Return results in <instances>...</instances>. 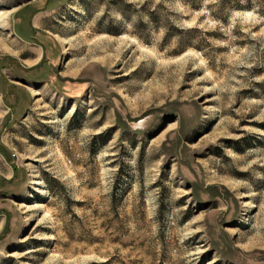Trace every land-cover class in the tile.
<instances>
[{"label":"rangeland","instance_id":"obj_1","mask_svg":"<svg viewBox=\"0 0 264 264\" xmlns=\"http://www.w3.org/2000/svg\"><path fill=\"white\" fill-rule=\"evenodd\" d=\"M184 1L35 3L56 80L0 97V264H264V15Z\"/></svg>","mask_w":264,"mask_h":264},{"label":"crops","instance_id":"obj_2","mask_svg":"<svg viewBox=\"0 0 264 264\" xmlns=\"http://www.w3.org/2000/svg\"><path fill=\"white\" fill-rule=\"evenodd\" d=\"M40 1L41 0H29L24 8L17 13L13 39L25 48L24 51L22 50L20 58L27 68L24 70L15 65V67L5 75L1 70L4 61L0 62V97L15 88L14 85L17 84H21L26 87L27 90L30 91L32 89L33 91L34 89L46 86L44 82L47 80L52 81V83L56 80L55 74L50 75L49 78L45 77V73L50 72L51 66L45 65L42 68L36 67L45 57L44 50L33 43L36 36L40 35V29H44L42 25H45L47 18L45 17L44 12L35 14V9L37 7L35 3ZM30 68H33L34 70H31Z\"/></svg>","mask_w":264,"mask_h":264},{"label":"trees","instance_id":"obj_3","mask_svg":"<svg viewBox=\"0 0 264 264\" xmlns=\"http://www.w3.org/2000/svg\"><path fill=\"white\" fill-rule=\"evenodd\" d=\"M228 0H223L222 3H224V7H227V6H231V4H236L234 5L235 8H254L255 6H257V10L260 11L262 10V12H260L262 15H264V7L261 3L260 0H244V5L240 6L238 3H239V0H231V1H228ZM186 4H188L192 9H198V6H197V0H185L184 1ZM232 5V6H233ZM152 20L154 22H158L159 19L158 17L156 16V14H152Z\"/></svg>","mask_w":264,"mask_h":264},{"label":"bare ground","instance_id":"obj_4","mask_svg":"<svg viewBox=\"0 0 264 264\" xmlns=\"http://www.w3.org/2000/svg\"><path fill=\"white\" fill-rule=\"evenodd\" d=\"M12 12H8L7 14H5L2 18H3V24H2V29L3 30H6V29H8V24H7V20H10L11 19V17H12ZM65 51H67V50H64V52ZM38 92H36L35 91V93L34 94H37ZM32 184L33 185H40L41 183L40 182H38L37 180H35V181H33L32 182ZM36 207H40V205L39 206H36ZM244 208H250L251 207V204L249 203V202H246V204H244V206H243Z\"/></svg>","mask_w":264,"mask_h":264}]
</instances>
